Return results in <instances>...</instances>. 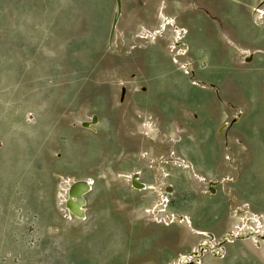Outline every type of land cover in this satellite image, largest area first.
<instances>
[{
  "label": "rangeland",
  "instance_id": "rangeland-1",
  "mask_svg": "<svg viewBox=\"0 0 264 264\" xmlns=\"http://www.w3.org/2000/svg\"><path fill=\"white\" fill-rule=\"evenodd\" d=\"M124 3L109 44L114 0H0V264H172L206 237L167 216L212 240L236 232L203 264H264L246 244L264 245V90L229 89V50L219 68L191 50V9L212 14L211 0ZM164 18L181 41L170 26L145 33ZM238 49L243 64L259 55ZM251 67L264 85V62ZM69 179L92 182L83 221L69 215Z\"/></svg>",
  "mask_w": 264,
  "mask_h": 264
},
{
  "label": "bare ground",
  "instance_id": "bare-ground-1",
  "mask_svg": "<svg viewBox=\"0 0 264 264\" xmlns=\"http://www.w3.org/2000/svg\"><path fill=\"white\" fill-rule=\"evenodd\" d=\"M115 1V15H114V23L112 24V28H111V24H110V28H109V34L110 33H113L112 34V40L109 41V37L107 39V43L109 44H112L113 42V39H114V35L116 32H119L118 30V27H119V24L121 22V18L123 16V12H124V9H125V3H124V0H118V2ZM252 13H253V16H258L260 17L261 15V19H264V0H260L259 1V4L258 6H256L254 9H252ZM262 27H264V22H261L260 23ZM167 26H170L171 28H173V31H176V38L178 40H182V36L184 37L183 33L181 32V29L177 26V24L173 21V20H170V19H166L164 18L161 22V24L159 25V27L154 30V31H146L145 30V33L148 34V36L153 39L155 36H157L156 38L158 37H162L163 33L166 31L167 29ZM111 29V30H110ZM121 32V31H120ZM119 32V33H120ZM180 32V33H179ZM145 33H141V36H145L144 34ZM156 35H155V34ZM160 33V35H159ZM155 35V36H154ZM156 40V39H155ZM179 42V41H178ZM181 43V42H180ZM179 45V44H178ZM177 45V46H178ZM186 51V50H185ZM184 51V52H185ZM182 52V51H181ZM179 53V52H177ZM264 54V52H263ZM247 59H250V58H253L254 54L253 52H249L247 53L246 55ZM246 59V58H245ZM252 60V59H251ZM249 60H247L248 62ZM177 63V62H175ZM181 64V63H180ZM186 66V65H185ZM188 66V65H187ZM181 67V65H180ZM184 68V66H182ZM187 70V69H186ZM185 70V71H186ZM188 73V72H187ZM194 77V75H193ZM197 81V80H196ZM201 81V79H200ZM199 81L198 82H193L192 84L193 85H198ZM203 83V82H202ZM204 84V83H203ZM211 86V85H210ZM213 86V85H212ZM211 86V87H212ZM205 86H203V88H205ZM213 88V87H212ZM208 89V88H207ZM214 89V88H213ZM126 93H127V88L122 85L121 86V89H120V95H121V99L123 100V98L126 96ZM217 94V92H216ZM223 102V101H221ZM225 103V102H224ZM237 122V118L231 122L232 124ZM228 127H230V124L228 125ZM162 158V157H161ZM178 159L175 158V157H163L161 159V163H172V162H175L177 161ZM159 167V166H157ZM188 167V166H187ZM160 177H165V174L161 175L160 174V171L158 172V177L156 178L157 181L154 182V184L152 186L149 187V189H152V190H157L158 187L161 185V181L159 180ZM199 180H200V183H202L203 185H205V188H206V179H203L202 177H199ZM66 182V181H65ZM68 182H70L68 188H67V192H66V205L68 206V210H70L69 212V215H71V217H75L81 221L85 220L86 219V205H87V201H86V198L85 196L88 195L91 191H92V182L89 181V180H79L77 181L76 179H74V181L71 179L68 180ZM221 183V182H220ZM134 185V188H137L139 190H144V189H147L148 187H145V185L143 184L140 185L139 184H135V183H132ZM215 184V183H214ZM213 184V185H214ZM218 184V183H217ZM210 186V184H209ZM169 187V186H168ZM207 189V188H206ZM210 189V188H209ZM166 190V189H164ZM207 191V190H206ZM213 190H211L210 192L214 195V193L216 192H213ZM170 192V191H169ZM163 196V195H162ZM59 197V196H58ZM164 201V200H163ZM167 201V200H166ZM160 201H158V204H161L159 203ZM232 202V201H231ZM157 204V205H158ZM163 204V203H162ZM160 206V205H158ZM71 219V218H70ZM166 219V223H167V226H170L174 223H181V225H183L182 227L187 231V232H190V230L194 231L196 235H200V236H203V237H206L207 238V233L204 232V230H195L193 227H192V222L191 220L189 219V217H185V216H181V219L180 217L177 219V218H174L173 216H167L165 217ZM228 234L226 235V237L224 238V234L222 236H220L218 238V240H212L211 238H201L202 240L199 241L197 247L195 248L194 252H191L189 254H181L179 255L172 264H203L202 262V258L203 256H205L204 254H202V252L204 253H210L208 256L215 259L216 257H214L211 253L213 254H216V252L218 253V251H220L221 247L228 244V243H231L235 240H238L237 238H233V236L236 234V232L234 231H228L227 232ZM251 236H255V233H252L250 234ZM211 236V234H210ZM213 236V235H212ZM260 237V236H259ZM264 237V236H263ZM262 237V238H263ZM226 239H229V240H226ZM263 243H264V240H261ZM221 242V243H220ZM247 245H249L255 252L258 253V257L263 263H264V245H262L261 247H256L253 245V243H250V242H246ZM211 250V252H209L208 250ZM225 252V251H224ZM222 253V252H221ZM220 253V254H221ZM223 254V253H222ZM226 254V253H225ZM212 255V256H211ZM222 259H224V261L226 260V257L225 256H222L220 257Z\"/></svg>",
  "mask_w": 264,
  "mask_h": 264
},
{
  "label": "flooded vegetation",
  "instance_id": "flooded-vegetation-1",
  "mask_svg": "<svg viewBox=\"0 0 264 264\" xmlns=\"http://www.w3.org/2000/svg\"><path fill=\"white\" fill-rule=\"evenodd\" d=\"M202 1V0H201ZM256 4V2L254 3ZM253 4V5H254ZM203 5V4H202ZM204 7H209L212 14L205 12V9L201 6L196 9L205 12L209 16L211 23L213 24V56L215 61L214 68L220 67V62L224 60V51L228 50L230 55L229 66L231 69L238 70L236 79H232L228 83L229 89L235 91H249V90H264V85L261 84L262 78L259 74L250 73L252 70L257 68H252L258 61L264 62V56L262 55L264 51V43L257 42V38L251 36L250 29L248 28V22H251L250 9L252 8L251 0H211L210 5L204 3ZM227 27L226 30L221 31V28ZM227 33V36L226 34ZM228 39L232 42L233 46L228 43ZM252 51L253 54H259L252 59L250 63L243 64L242 55H239V47ZM228 58V57H227ZM244 65L241 68H236L235 65ZM241 70V72H239ZM242 74V75H241ZM245 81L255 82V87H251V84L243 83ZM217 86V85H216ZM142 92H146V88H142ZM216 93V89H214ZM217 96V95H215ZM259 120L261 115L258 116Z\"/></svg>",
  "mask_w": 264,
  "mask_h": 264
},
{
  "label": "crops",
  "instance_id": "crops-1",
  "mask_svg": "<svg viewBox=\"0 0 264 264\" xmlns=\"http://www.w3.org/2000/svg\"><path fill=\"white\" fill-rule=\"evenodd\" d=\"M194 12L192 28L193 31H189L188 41L191 46V50H194L199 54V56L208 53L210 55L211 61H214L213 56V36L214 31L212 27L211 20L209 16L205 14V12L209 13L208 10L199 11L196 9H191ZM202 53V54H201ZM225 54V53H224ZM225 58V55L224 57ZM216 64H211V66H215ZM219 78H213L212 82H217Z\"/></svg>",
  "mask_w": 264,
  "mask_h": 264
},
{
  "label": "water",
  "instance_id": "water-1",
  "mask_svg": "<svg viewBox=\"0 0 264 264\" xmlns=\"http://www.w3.org/2000/svg\"><path fill=\"white\" fill-rule=\"evenodd\" d=\"M116 2H118V0H116ZM114 15H115V13H114ZM112 24L114 23V16H113V18H112V22H111ZM112 24H111V28H112ZM111 30V29H110Z\"/></svg>",
  "mask_w": 264,
  "mask_h": 264
}]
</instances>
